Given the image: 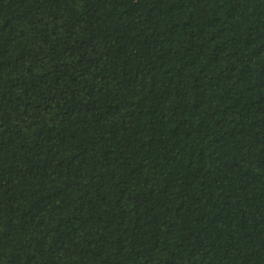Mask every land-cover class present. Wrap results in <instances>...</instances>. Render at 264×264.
Wrapping results in <instances>:
<instances>
[{
    "label": "trees",
    "instance_id": "trees-1",
    "mask_svg": "<svg viewBox=\"0 0 264 264\" xmlns=\"http://www.w3.org/2000/svg\"><path fill=\"white\" fill-rule=\"evenodd\" d=\"M0 264H264V0H0Z\"/></svg>",
    "mask_w": 264,
    "mask_h": 264
}]
</instances>
